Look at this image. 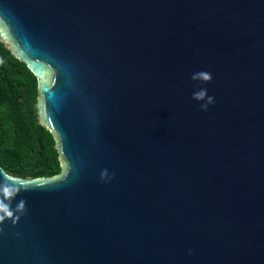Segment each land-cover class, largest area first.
Masks as SVG:
<instances>
[{"label":"water","instance_id":"1","mask_svg":"<svg viewBox=\"0 0 264 264\" xmlns=\"http://www.w3.org/2000/svg\"><path fill=\"white\" fill-rule=\"evenodd\" d=\"M0 40L62 163L0 165V264H264V0H0Z\"/></svg>","mask_w":264,"mask_h":264},{"label":"trees","instance_id":"2","mask_svg":"<svg viewBox=\"0 0 264 264\" xmlns=\"http://www.w3.org/2000/svg\"><path fill=\"white\" fill-rule=\"evenodd\" d=\"M38 81L0 40V165L21 179L54 178L62 172L53 133L41 123Z\"/></svg>","mask_w":264,"mask_h":264},{"label":"clouds","instance_id":"3","mask_svg":"<svg viewBox=\"0 0 264 264\" xmlns=\"http://www.w3.org/2000/svg\"><path fill=\"white\" fill-rule=\"evenodd\" d=\"M203 96H204V92H203V90H202L201 92H199V93H195V94H194V98H197V99H200V98H202ZM211 100H212L211 97H208V98H207V102H208V103H210ZM205 106H206V105H204V104L201 105L202 108H204Z\"/></svg>","mask_w":264,"mask_h":264}]
</instances>
